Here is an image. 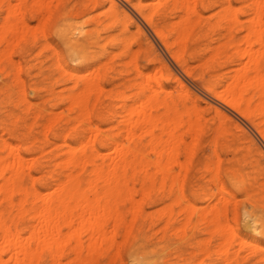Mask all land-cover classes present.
<instances>
[{
    "label": "bare ground",
    "instance_id": "6f19581e",
    "mask_svg": "<svg viewBox=\"0 0 264 264\" xmlns=\"http://www.w3.org/2000/svg\"><path fill=\"white\" fill-rule=\"evenodd\" d=\"M262 1L251 0V3L248 4L252 15L246 25L240 20L241 14L246 13L243 10L245 7L237 8L232 0H65L57 7L54 13L49 11L50 13L48 12L49 14L45 18L42 17L44 21L37 29L30 26L25 20L24 13L16 5L13 4V7V5L9 4L8 8H5V12H7V9L8 12L4 19L2 18V22L4 20L2 25L0 23V40L6 43L4 48L2 47L3 49L0 48V72L4 75V78L10 76V67L7 60H12L10 58L11 53L13 49L20 46L23 34L27 35L30 31H38V29L46 25L52 27L51 30L59 32L58 35L63 41L64 50L70 58H88V49L91 46H96L99 42L95 40L96 33L99 31H111L108 36L104 37V40L110 39L112 48L123 46V51H119L120 53H116L118 50L116 52L115 50H112V52L108 51L106 62L101 64L100 61L97 67H94L95 71L93 73L79 75L80 70L79 72L72 70L71 79L75 81V85L72 82L73 88L75 87L79 91H71L70 96L67 94L66 100L69 104L67 108L74 112L78 110L81 120L83 118L85 121L84 118L90 114L88 102L91 98V93L103 89L102 82L107 78L105 71L112 70V67L118 62L123 67H127L128 63L131 64L128 60L125 61V57L129 54L126 52L127 47H131V44L127 46L119 34L113 32L130 31L131 26L135 27L133 40L141 39L144 42L146 47L144 51L152 62L155 58L160 59V64L159 62L158 64L161 65V69H159V72L162 74L164 70L167 71L170 75L167 76L174 79L182 89V96L184 93L187 97H191L193 92L175 75L174 70L171 68L172 65L170 67V63L167 64L168 61L165 62V59L162 58V52L157 48L155 40L151 38L149 29L154 34L153 37L155 36L161 43L164 52L182 69L185 75L193 79L198 78L201 81V88L206 93L205 97L207 100L205 103L207 110L212 112L213 115L210 122L204 123L203 126L200 122L203 116L194 111V107H196L194 105L193 109L189 106L187 110L192 109L196 116L193 112L191 114L196 119L192 117L193 121H185L181 116L179 120L177 112L179 113L182 110H178L175 96L163 85L161 78H158L159 72H156L157 75L154 78L150 71L146 73L138 71L137 54L140 53L139 48L140 46L142 47L140 45L137 49L139 52H136V50L132 51L133 55L136 54L135 58L130 56L134 59V63H132L135 64L134 70L130 71V75H123L122 73L121 75L119 73L123 79L118 87L115 86L117 87L115 93L119 98H122L121 107L119 108L123 112L120 115L125 120H122L124 122L123 128L117 131L116 136L111 137L122 136V141L124 139L123 143H118L117 141L113 143L111 141L112 146L114 145V153L101 155L96 147L95 135L91 139V137L88 138L89 134L87 136L85 133L82 135L77 134L78 138L75 145L67 143L66 139L62 140L64 145L67 146L62 159H59L58 162L56 160L54 165L56 162L57 164L53 165L54 168L51 167L50 171L45 170L47 171L46 173L43 172L44 168L42 166L43 187L47 191L51 190L44 193L36 188L33 182L31 186L23 183V178L27 174L32 175L30 174L31 168L36 167L43 159V146L40 150L42 154L40 158H37L39 157L38 151L37 157L35 159L31 158L32 161L30 158L27 160L31 153L25 156V152L28 153L34 149L35 140H39L38 137L25 135L23 140L20 138L22 144H16L13 139L4 138V133L1 134L0 264H42L44 260H47L48 264H93L100 257L109 259V262H114L121 257L123 251L128 252V258L132 264H159L158 258L153 256L154 254L148 253L144 249V244L140 245L142 242L140 244L136 242L139 239V235L142 234L148 218L145 217L143 203L151 201L153 194L160 190L166 191L169 197L176 196L175 194L179 190L181 198L176 204L183 206L184 204L182 205V203L185 202V206H187L186 203H189L190 207L189 205L187 206L188 208L183 207L186 209L190 208L188 211L189 219L192 220L198 217L205 224L204 231L210 233L209 236L216 234L219 237L218 249L215 248L217 245L213 247L214 243H211L212 240L206 239L209 241L207 245L206 240H203L205 237L202 238L200 245H204L200 249V253L198 252L194 255L192 261H189V264H196L198 261L196 259L201 254L202 257L215 260V264H264V243H259L256 238L254 241L247 242L239 231H235V228V230H230L229 227L231 225L229 223L231 213L235 210L243 209V220H246L247 230L249 228L251 231H255L253 233H259L260 236H264V2ZM25 2L27 1L23 2L21 0L20 3L22 4L20 6ZM34 2L35 0H32L31 4ZM36 2L41 4L44 2L43 6L47 3V7H43L46 8V11L47 8L49 10L51 7V5L49 6V0H36ZM11 6L12 8L9 10ZM213 6L216 7L215 10L205 16L204 11ZM37 7L40 6H35V8ZM105 7H107L106 10L98 12V10ZM43 8L38 9V13H41V16ZM32 10L34 11L33 8ZM94 12L98 13L95 14ZM85 16L88 17L82 23L77 21V19L82 17L85 19ZM240 28L246 29L244 36L243 33L240 36L242 32L239 31ZM42 30L46 29L43 27ZM125 38L128 37L125 36ZM200 38L208 40L203 49L207 51V54L202 53L201 51L203 50L197 48V45H191ZM130 40L132 39L129 38L128 41ZM132 41L128 43H132ZM140 42H138V45L141 44ZM100 44L102 47L97 46L100 47L99 53L101 54L104 48L102 43ZM43 46L45 47V43ZM51 48L54 51V47ZM124 49L126 50L124 51ZM9 52L10 56L8 59ZM38 53L36 54L38 55ZM244 59H247L245 60L247 61L246 63H244L245 61L242 62ZM193 60H197L199 63L194 66L191 64ZM15 63L11 61V64H20ZM61 64L59 63L58 67H56L61 69ZM221 65H223L222 68L229 66L231 68L227 71L225 70L220 76H216L215 72L219 74L217 67L219 66L220 68ZM207 69L213 71L207 72ZM19 70L21 69L19 68ZM67 71L64 72L67 73ZM132 71H136L137 74L136 72L132 73ZM207 73H209V79L206 78ZM17 79H19L18 75ZM67 79H69V76ZM152 79L155 80L153 81ZM19 81L21 83V80ZM18 83L16 82L17 85ZM35 87L33 88L36 89L37 87ZM17 88L19 87L17 86ZM69 88L71 89L72 87ZM36 90L39 89L37 88ZM36 92L38 93V91ZM0 93L2 94V91ZM1 94L0 97H2ZM6 94L8 95L7 91ZM22 94L24 92H20L18 96H22ZM98 94L101 95L100 92ZM67 95L64 94V97ZM99 95L94 93V97ZM177 96L179 95L177 94ZM61 97L57 96L56 99ZM196 98H198L197 95ZM7 99L8 97L3 102L6 103ZM17 99L18 101L15 102L17 104L25 102L23 97H18ZM1 100L4 99L1 98ZM1 100L0 102L3 104ZM26 100H28L27 97ZM12 101L15 100L12 98ZM186 101L189 100L187 99ZM55 102L58 101L53 103ZM27 104L30 106L25 103L22 105L29 109L34 106L30 102ZM95 104L94 107H96ZM6 105L4 109L7 108ZM182 106L183 103L180 108ZM3 107L2 110L5 112L6 110ZM51 107L53 106L51 105ZM161 108L164 109L162 111L164 113L160 112ZM200 111L202 110L200 109ZM52 114L49 117L52 118ZM63 115H60L62 119ZM174 115H176L178 123H175L177 119ZM9 116L8 113L7 117L9 118ZM19 116L14 117V120H17L16 118ZM68 117L71 119L72 116ZM186 118L191 119V116H186ZM58 119L54 117L47 122L45 121L46 125L45 123L38 125H44L42 127L45 128L44 131L46 132L53 131L59 126L60 129L62 128L60 133L66 130L70 131V133L71 131L78 132L77 124L71 125L69 118L65 120V126L61 125V119L60 121ZM79 119L78 121L75 119L78 124ZM11 122H14L13 119ZM111 122H113V119ZM173 122L178 127V131ZM33 123L36 124L35 122ZM3 125L4 130L11 131L12 125L10 124V129L7 120L3 121ZM35 127L37 126L35 125ZM179 127L182 128L181 132L183 133L181 134H179ZM89 128H92V126H89ZM24 129L26 130V128ZM84 129L86 128L84 127ZM91 131L93 130L90 129V136ZM67 134L65 135L67 136ZM65 135L62 136L65 138ZM106 135L108 136V134ZM73 136L76 137L75 135ZM19 137H21V134ZM101 137L103 138L104 136L102 135ZM145 137L149 138L146 143H143V138ZM187 137L191 140L187 141ZM69 139L71 138L69 137ZM125 139L127 141L126 144L124 143ZM61 142L60 144H63ZM103 145L104 147L106 146V144ZM183 153L187 159L184 158V161H181L180 156ZM151 154H154L155 158ZM25 157L27 158L25 159ZM175 165H178L179 171L177 170V173L175 172L177 169ZM173 167H175V170ZM25 168L29 170V173L25 171ZM32 171L35 170L32 169ZM37 172L39 174L41 171ZM202 177L204 179L207 178V184L204 187L201 186L202 188L200 187L201 191L204 189L203 192L197 187L198 184H191L192 179L197 182ZM136 178L142 182L140 184L141 189L137 188V191L140 189L139 197L143 195V198L141 197L142 199L140 198L141 200L138 201L134 197L136 189L131 192ZM213 188H216L217 192H212ZM187 191L194 197L200 198L204 206L196 207L193 203H190V199L186 196ZM130 192V197L124 199ZM218 193H222L219 199L216 197ZM239 196L243 198L240 199ZM126 201L130 202V206H128L130 210L126 207L125 211L134 213L129 222L128 218L124 217L125 212L122 209L125 207ZM174 206L175 203L173 201L167 206L165 217L167 216L169 219L168 223L162 226L164 231H161L160 234H165L167 226L169 227L174 220ZM158 218L160 219V217ZM111 224L113 228L110 229L112 230L110 232L108 227L111 228ZM150 224H155V221H151ZM148 228L150 229V226ZM185 229L184 227L181 236L184 238H186L184 236L186 235ZM201 232L204 233L203 231ZM169 234L172 236L171 232ZM119 235L122 236L121 242L117 240ZM159 236L160 238L162 237L161 235ZM148 237L147 239H149ZM160 238H158V241ZM202 241L205 242L203 243ZM205 245H207V248L203 251L204 247H206ZM162 247L161 249H163ZM152 249L154 251V248ZM201 250L203 253H201ZM168 251L170 253L171 250L168 249ZM187 252L190 253L191 251ZM174 255L176 256L178 253ZM202 257L199 259L201 260ZM96 263L98 264L97 260Z\"/></svg>",
    "mask_w": 264,
    "mask_h": 264
},
{
    "label": "rangeland",
    "instance_id": "374dc122",
    "mask_svg": "<svg viewBox=\"0 0 264 264\" xmlns=\"http://www.w3.org/2000/svg\"><path fill=\"white\" fill-rule=\"evenodd\" d=\"M22 1L24 2L25 0H22ZM26 1L27 2H25L22 6H20L22 4V3H20L21 0H18V1L17 0H11V1L2 0L1 1V6H0V10H1L0 11V23H1V25L4 22V20L2 22V18L4 19V16H6L7 15V12H8V9H7V12H5V8H8L9 4H11V5L14 4V5H16L17 8L19 7L18 9H21V12L24 13L25 20L30 24V26L32 28L35 27L34 29H37L39 27V25H41V23L44 21V18L50 13L49 11H51V13H54L55 10L57 9V7L59 5H61V3L63 1H65V0H52V1L49 0V6L51 5V7L49 8V10L47 8V11H46V8H43V7H47V3H46L47 1L45 2L46 3L45 6H43L44 2H42L43 4H41L40 2L37 3L36 0H35L36 4L34 5V3H35L34 2V3H32L33 4L32 5L31 4V1L32 0H26ZM9 2H11V3H9ZM232 2L235 4V6L237 8H244L245 7L243 10H245L246 13L245 14H241L240 20L245 25L248 24L247 23L248 22V19H250L251 18L250 16L252 15L251 14V9L248 8L249 7L248 4L251 3V0H250V2H249V0H232ZM262 2H264V0ZM244 3L247 4V5H245ZM6 5H7V7H6ZM14 5H13V7H14ZM25 5H26V7H25ZM31 5H32V7H31ZM38 5L40 7L35 8V6H38ZM41 7L43 8L42 9V12H43L42 13V16H41V13H38V9H41ZM11 8H12V6L9 7V10ZM32 8L34 9V11L32 10ZM106 8L107 7L102 8V9L98 10V12L100 13L101 11L106 10ZM215 8L216 7L213 6V7L209 8L208 10H205L204 11L205 16H208L207 14H211V12H213V10H215ZM2 10H4V11H2ZM98 12H96V13H98ZM94 13H93V15H94ZM42 17H44V18H42ZM87 17L88 16H85V19H84V17H82L83 19L80 18V19H77V21L79 23H82L83 21L86 20ZM36 24H37V27H36ZM46 26H43L46 30H42L43 27H41L40 29H38V31H30L29 34H27V35H25V34L22 33L24 35L23 36L24 39L23 38L21 39L20 46L18 48L13 49V51L11 50L12 51L11 56H10V52L8 54V59H9V56L12 59V60H10V59L7 60L8 64H9V67H10L9 68L10 69V76L9 77L6 76V78H4V75H2L1 72H0V74H1V76H0V89H2V90H0V92L2 91V94L0 93L2 95V97H0V100H1V98H3L4 100H1V101L5 105H6L7 101H8V103L6 105V107H7L6 109H4L5 108V105L1 104V102H0V113L2 112V114H0V125H1L0 126L1 127V129H0V139L2 138L1 137V134L4 133L3 134V137L4 138L7 137V139H13V141L16 142V144H20L22 142V141H20V138H21V140H23V138H25V135L26 136L28 135L30 137H33V135H34V136H36V138L38 137L39 140H37V139H36L37 141L35 140V142H36L35 145H38L39 147L34 145L35 151L33 149L31 152H28V153L25 152V156H27V155H29L31 153L28 156V158L25 157V159L26 158H27V160H29V158L30 159L31 158L32 159H35L37 157V151H38V156H39L37 158H40V156L42 155L41 152H40V150H41V147L43 146L42 147L43 148L42 151H44V154L42 155V157H43L42 160L43 161L41 160L40 163L36 167L31 168L30 174H32V175H28L27 174L23 178V183L25 185L31 186L32 185L31 183L33 182V185L36 188H38L40 191H43L44 193L47 190L45 189V187H43L44 186V180H42V176H43L42 171H43V168H44V171L43 172L46 173L47 171H45V170L50 171L51 170V167L54 168V166L57 164L58 160L59 159L60 160L62 159V155H63L64 151L67 150V146L64 145V143H63L62 140L66 139L67 140V143H70V144H74L75 145L76 144L75 142L77 141V138H78V135L77 134H81L82 135V134L85 133L86 136L89 134L88 138L91 137V139H92V136L94 137V135H95L96 138L94 140L97 141L96 147L100 151L101 155H103V156L106 155L107 153L110 154V153H112L114 151V148H113L114 145L112 146L111 141H113V143H114V141H117L118 143H123L124 139L122 141V136H117V138L116 137L115 138H111L113 136H116L117 135V131L120 130L121 128H123L124 122L122 120H125L124 117L122 116L123 117V119H122V117L120 115V113L123 112V110H121L119 108V107H121L120 104L122 103V101H121L122 98L121 97L119 98L117 96V94L115 93V90L118 87V85L121 84V81L123 79L121 75L122 74L123 75H128V74L130 75V73H131L130 71L132 69L134 70V68H135L134 67L135 64H132V63H134L133 62L134 59H132V57H130V56H133L134 57V56H136V54L133 55L132 51L133 50L134 51L136 50V52H139V50H140V53L137 54V56H138L137 57V64L139 65V66L137 65L138 66V71L145 72V73L150 71L152 73L151 75H153V77H154V76L157 75L156 72H159V69H161V65H159L160 64V59H156V58L154 59V57H153L154 61L152 62L149 59V57H147L146 52L144 51V49H146L144 42L141 39H138L137 37H136V39H138L139 41L138 40H133L134 39V36H135L134 35V33H135V27L131 26L130 29H129L130 31H113L115 34H119L120 38L123 39L126 42L125 44H127V46L129 44H131V47L128 46L127 47L128 48L127 50L124 49V51L126 50V52L129 53L128 54L129 58H128V56L125 57V61L128 60L131 64L128 63V66L127 67H123V66L120 65V62H118V63H116V65H114V67H112V70L109 69V70L105 71L106 73L104 72L105 74H107V78H106V80H104L102 82L103 89L102 90H96L97 92L94 91L93 93H91V96H90L91 98H90V100L88 102L89 103L88 104V111L90 112V114L88 115V117L84 118L85 121L83 120V118L81 120V117H80L81 115L79 116L78 115L79 112H77L78 110H76V112H74V111H70L69 108H67L69 106L68 101L66 100V98L68 97V95L70 96L71 91L72 92H76V91L78 92L79 91V89H77L75 87L73 88V86L75 85L74 84L75 81H73V79H71L72 77H71L70 74L74 70H77L78 72L80 70L79 75H81V74L82 75L83 74L88 75V73H90V72L93 73L95 71V68L94 67L95 66L97 67V65H98V63L100 61H101L100 62L101 64H103V63L106 62V60L108 59V51L109 52H112V50H115V52H116L118 50V52H116V53H120L121 51H123V46L120 45L121 47L120 46H118V47L116 46V48H114V47L112 48L111 47L112 41L110 39H107V41L104 40V37L105 36H108L111 31H99V32L97 31L98 33H96L97 35L95 37V40H98L99 41L97 45H99L100 43H102L103 48H104V50H102L103 53H101V54L99 53V51L101 50L100 47H102V46H100L101 45L100 44L99 45L100 47L96 45V46H91L88 49V53H87L88 58H86V59L85 58H70L67 55V53L65 52V50H64L63 41L60 38V35H58L59 32L58 31L51 30L52 27H50L49 25H46ZM240 29H239V31H242L240 33V36H241L242 33H243V36H244L245 33H246V31H245L246 29H244V28L243 29L240 28ZM77 32H79V31H77ZM31 33H33V34H31ZM149 33H150L151 38L153 40H155V44H157V48L159 49V51H161L162 53L165 54L164 55V54L161 53L162 58L165 59V62L168 61L167 64L170 63L169 64L170 67L172 65L171 68H172V70H174L173 72L175 73V75H177L191 89V91L193 92V94L191 95V97H187L184 93H183V96H182L181 95L182 92H183L182 89L178 86V84L176 83V81L174 79H172L171 77H168L170 75L167 73V71L164 70L162 72V74H161V72L158 73L157 76H158V78H161V81H162L163 85L169 91H171V93H173V96H175V99H176V102H177V106L176 107L178 108V110H182L183 111V114L186 113V114L183 115L182 114V111H180L181 113L180 112L179 113L177 112V116L179 117L178 119L180 120L181 116H182L183 119H185V121L192 120L193 118L196 119V117H193L192 114H191L193 112L192 109H193V107L195 105L196 107H194V111L200 113L203 116L202 120L200 121L202 123V125L204 126V123H206V124L209 123L210 120H211V118H212L211 116L213 115V113L210 112L209 110H207V106H206V103H205V101L207 100L206 97H205L206 96V93H204V91L201 88V81L198 78H194L193 79L192 77H189V76L185 75V73L182 71V69L180 67H178V65L170 57H168L169 55L166 54V52H164V48H162L161 43L158 41V39H156L155 36L153 37L154 34L152 33V31L150 29H149ZM98 34H99V36H98ZM121 35H122V37H121ZM125 36L128 37V38H125ZM45 38H47V39H45ZM129 38L132 39L133 41L132 40L128 41ZM48 41H49V43H47ZM131 41H132V43H128V42H131ZM138 42H140L141 44L138 45ZM44 43H45V47L43 46ZM207 43H208V40H205L203 38H200L197 42L192 43L191 45L192 46L197 45L196 46L197 48L203 50L205 48V46H206ZM199 44H200V46H199ZM0 45H1L0 48H2V47L4 48V45H6V43L4 41H1L0 40ZM140 45H142V47ZM139 46H140V48H139ZM48 47H50V48L51 47H54V51H53V48L50 49ZM124 47H125V45H124ZM138 48H139V50L137 51ZM41 50H43V51H41ZM38 52H40L41 54L38 53ZM201 52L202 53L204 52V54H207V51H205V50H203ZM36 53H38V55ZM27 54H29V55H27ZM102 54H103V56H102ZM25 60H26V62H25ZM86 60H89V61H86ZM245 60H247V59H244L242 62H244ZM11 61H12V63H15L16 62L15 64H19V63L20 64L19 65H14V64H11ZM158 62H159V64H158ZM246 62L247 61H245L244 63H246ZM59 63L60 64L62 63L61 64L62 65L61 66V69L60 68H57L58 65H59ZM196 63L198 64L199 62L197 60L191 61V64H193L194 66H195ZM13 65H14V67H13ZM35 65H38V66H35ZM15 67H19L21 70H19V68H15ZM222 67H223V65H221L220 68H219V66L217 67L218 70H219V74H217L218 72H215L216 76H220V74H222L223 72H225V70L227 71V70H229L231 68V66L225 67V68H222ZM66 70H68L67 73H65ZM14 71H16L17 73L14 72ZM18 71H19V73H18ZM208 71H213V70L207 69V72ZM127 72H129V73H127ZM134 72H136V71H134ZM134 72L132 71V73H134ZM119 73L120 74L122 73V74L119 75ZM136 74H137V72H136ZM17 75L19 76V79H17ZM64 75L66 76V78H68V76H69V79L66 80V78H65ZM109 75H111V76H109ZM11 77H12V79H11ZM206 78L209 79V73L206 74ZM213 78H212V80H213ZM19 80H21V83H20ZM22 80H23V82H22ZM152 80L154 81L155 79H152ZM15 81L17 83L19 81L18 85L16 84ZM24 81H25V83H24ZM34 82H35V85H34ZM64 82L66 83V85H65ZM72 82H73L74 85L72 84ZM60 83H62V84H60ZM116 83H118V84H116ZM5 84H6V88H5ZM19 84H20L21 88H20ZM13 86H15V87H13ZM17 86L19 88H17ZM35 86L39 90H36L37 88ZM115 86H117V87H115ZM7 87H8V89H7ZM22 87H23V89H22ZM33 87H35L36 89H34ZM69 87H72V88L70 89ZM42 88H44V89H42ZM179 89H181V90H179ZM33 90H35V92L38 91L39 95H42L43 97L42 96H39L38 93L36 92V94L38 95V97H37V95L35 94V92H33ZM42 90H43V92H42ZM6 91H7V93H8L9 96L6 94ZM16 91H17V95H16ZM63 91L65 92L64 93L65 95H67V94L68 95L64 97ZM20 92H22V93L24 92V94H22V96H20V95L18 96V94ZM98 92H100L101 95H99ZM94 93L95 94L97 93V95H99V96H97V97L95 96L94 97ZM58 94H61V95H58ZM177 94L179 96H177ZM6 95H7L8 99H7L6 103H5L3 101L6 100V98H7ZM109 95H110V97H109ZM180 95H181L182 99H181ZM196 95L198 96V98H196ZM57 96H59V97L62 96L61 98H63V99H61V98L56 99ZM185 96H186V98H185ZM193 96L195 97L196 100L194 99ZM18 97L19 98L23 97V100L25 102H20L19 103L20 105L17 104V103H15V102L18 101V99H17ZM26 97H27L28 100H26ZM93 97H94V99H93ZM177 97L180 98L181 103H180L179 98H177ZM12 98L15 101H12ZM45 99H47V100H45ZM60 99H61V101H59ZM97 99H98V101H97ZM187 99L189 101H186ZM19 101H20V99H19ZM54 101H58V102H55L56 105H55V103H53ZM96 101H97V103L95 104ZM183 101L185 102V104H184ZM26 102L27 103L30 102L31 105L33 104L34 106L33 107L31 106L30 109H29L25 105H22L23 103H25L27 106H30ZM49 102L51 103V105L53 107H51V105H50ZM66 102H67V104H66ZM91 102H93V103H91ZM182 103H183V106L180 108V106L182 105ZM14 104H15V106H14ZM94 104H95L96 107H94ZM101 104H102V106H101ZM118 105H120V106H118ZM16 106H18V107H16ZM99 106H100V108H99ZM116 106H117V108H116ZM189 106L192 107L191 110L189 109L190 111L187 110V108H189ZM2 107H3L4 110H6L5 111L6 112V115H5V112L2 110ZM25 108H26L27 111H29L28 113L25 110ZM37 108L40 109V110H38ZM200 109L202 111H200ZM33 110H34V114H33ZM162 111H164V109L161 108L160 109V112H162ZM7 112L10 115L9 118L7 117V114H8ZM52 112H53V114H52ZM95 112H96V114H95ZM54 113H55V116H54ZM56 113H57V115H56ZM108 113L109 114L112 113L114 115L111 114V116H109ZM162 113H164V112H162ZM50 114H52V118L49 117ZM193 114H195V116H196V113L193 112ZM30 115H32L33 117L30 116ZM60 115L61 116L63 115V119H62V117H60ZM73 115H75V116H73ZM185 115L187 117L191 116V119L190 118H186ZM16 116H19L18 118H16L18 121L17 120H14L15 119L14 117H16ZM58 116L60 117L61 121H60V119H58L59 118ZM68 116L74 117L77 121H78V118H80L79 119V124H81L82 126L79 125L78 122H75V119L74 118L71 117V119H70V117H68ZM174 116L176 117V115H174ZM36 117H38V118H36ZM54 117L57 118L58 121H60V124L63 125V126H65V123H64V122H66L65 120H67V118H69V121L71 122V125L74 124V123L77 124L76 127L78 129L77 130L78 132L71 131V133H70V131H67L66 130L63 133H60L61 132V129H62V128L60 129V126L57 127L53 131L46 132V131H44L45 128L42 127L44 125H40V126L38 125V124H44V123L46 125L47 124L46 122L48 120L53 119ZM82 117H84V116H82ZM105 117L109 121H107L105 119ZM109 117H111V118H109ZM21 118L24 119L23 122H22V119ZM41 118H43V119H41ZM204 118H205V120H204ZM12 119L15 122V124H13L14 122L13 123L11 122ZM112 119H113V122H111ZM176 119H177V117H176ZM178 119H177V122L175 121V123H178ZM195 119H194V121H195ZM4 120H7V123L9 124V128L10 129H11V125H12L11 131L10 130L9 131L4 130V127H3L4 126L3 125V121ZM33 122H35L36 124H34ZM32 123H33V125H32ZM35 125L37 127H35ZM115 125H117V126L114 127ZM173 125L176 126V124H174V122H173ZM89 126H92V128H89ZM98 126H100V127H98ZM2 127H3V129H2ZM84 127L86 129H84ZM108 127H109V129H108ZM112 127H114V128L112 129ZM24 128H26V130ZM79 128H82V129H80L82 131H80ZM90 129L93 130V131H91V136H90ZM181 130H182V128L179 127V131H180L179 134L183 133V132H181ZM99 131H100V133H99ZM177 131H178V127H177ZM43 132H44V134H43ZM45 132L48 133V134H46ZM53 132H55L54 135H53ZM97 132H98V135H97ZM67 133H69V134H67ZM20 134H21V137H19ZM65 134H67V136ZM106 134H108V136ZM138 134H140V133L138 132ZM62 135H65V138ZM73 135H75L76 137H74ZM102 135L104 136L103 138L101 137ZM42 136H44V138H42ZM10 137H12V138H10ZM13 137H15L16 140ZM45 137H46V139H45ZM69 137L71 139H69ZM40 138H42L43 140L40 139ZM57 138H59V139H57ZM148 138L149 137L143 138V143H146V141L148 140ZM189 139L190 138L187 137V141ZM99 140L102 141V142H100ZM106 140H108V142L110 141L109 142L110 145H109L108 142H106ZM60 142L63 143V144H60ZM126 142L127 141L125 139V142L124 143L126 144ZM56 143H58V144H56ZM102 143L103 144H106V146L104 147V145ZM97 144H99L100 146L97 145ZM98 146H99V148H98ZM111 147H112V151H111ZM108 149H109L110 152L108 151ZM32 152L34 153V155H32L33 154ZM0 153H1V150H0ZM58 153H59V155H58ZM151 155H153L152 157L155 158L154 154H151ZM184 158L187 159L186 155L183 153L180 156L181 161H184ZM32 159H31V161H32ZM56 160H57V162L54 165V162ZM31 161H28V162H31ZM42 166H43V168H42ZM175 166L177 167L178 165H175ZM173 168L175 170V167H173ZM32 169L35 170L36 172L35 171H32ZM60 169H59V171H60ZM27 170L28 169L25 168V171L27 173H29V170L28 171ZM39 170L41 171V172H39L40 175L37 172ZM177 170H178V167H177V169L175 171L176 173L179 171V170L178 171ZM33 177H35V178H33ZM34 179H36V180H34ZM206 179L207 178L204 179V177H202L197 182L196 181H193L195 179H192L191 180L192 181L191 184L192 185L198 184L197 187L201 191V188L204 187L207 184L206 183ZM140 184H142L141 180H139L138 178H136L135 179V182H133L134 188L131 185V187H132L131 192H133L136 189L134 191V197L136 198L137 201L138 200H141L143 198V195L141 196L142 198L139 197L140 196V193H141V191H140V189H141L140 186L141 185ZM135 186H136V188H135ZM137 188H140V189H138V191H137ZM202 190L204 191V189H202ZM48 191H51V190H48ZM136 191H137V193H136ZM203 191H201V192H203ZM131 192L129 193V195L125 196L126 198L124 197V199H128L130 197V195H131ZM162 192H163V194H162ZM212 192H217L216 188L215 189L213 188L212 189ZM179 193L180 192L178 190V192H176V194H175L176 196L173 195L172 197H169V196H167L168 193L166 191H163V190L156 191V193L153 194V197H152V200L151 201L143 203L144 204L143 205V210H144V213L146 215L145 217L146 218L148 217V218H147V221H146L145 228H144L142 234L139 235V239H138V241L136 243L140 244L142 242L140 245H143L144 244V246H145L144 249L148 253L154 254L153 256H156L158 258V260H159L158 263L159 264H189L190 263L189 261H192V258L194 257V255H196L200 251V249L202 248V246L204 245V244L203 245H200L201 244V240L204 237H205V239H203V240H206V239H208L209 241L212 240L211 243H214L213 244V247L219 243V237H218V235H216V234L213 235V236L210 235L211 236L210 237L209 236L210 233H207V232L204 231L205 224L203 223L202 220H200L198 217H196V218H194L192 220L189 219V213H188V211H189L190 208L189 209L183 208L185 206V202L182 201L183 202L182 205L184 204L183 206H181V205L179 206V204L178 205L176 204V202L181 198V194H179ZM221 194L222 193H218L217 194V196H216L217 199H219L221 197ZM186 196H187V198L190 199V203H193L196 207H199V206L200 207H203L204 206V203H201V199L198 198V197H194L189 191H187ZM165 197H167V198H165ZM201 197L202 198H205L203 196H201ZM239 198L242 199L243 197L239 196ZM170 200H172L175 203V206H174V214H173L174 220L172 218L173 221H172V223H171V225L169 227L167 226L166 233L165 234L164 233L160 234L161 231L162 232L164 231V229L162 228V226L163 225H166L168 223V219L169 218L167 216L165 217V214H166L165 211H166L167 206H169L172 203V201H170ZM129 203H130L129 201H126L125 202V207L122 208L124 210V212H125L124 213V217H127L128 218V222L130 221L129 219L132 218L133 217V214H134L132 211H125L127 209L126 207L130 206ZM186 204H187V206L189 205V203H186ZM187 206H185V207H187ZM189 207H190V205H189ZM128 208L130 210V207H128ZM241 211H242V213H241ZM167 213H168V211H167ZM187 216H188V218H187ZM158 217H160V219ZM156 218H158V219H156ZM243 219H244V217H243V209H239L238 211L235 210L233 213H231V215L229 216V223L231 224L229 226L230 227V230L231 229L233 230L235 228L236 230L235 229L234 230L235 231H239V233L241 234V236H243L247 242L248 241L249 242L250 241H254V239L256 238V240L258 239L257 241H259V243L260 242L261 243H264V236L263 237L260 236L259 233H253L255 231H253V230L251 231V229H249V228L247 230V228H246L247 227L246 220H243ZM153 220L155 221V224H150V222L153 221ZM149 226H150V229L148 228ZM110 227L111 228L108 227L109 230L113 228L112 224L110 225ZM184 227L186 228L185 231H184L185 234H186L184 236L186 238L181 237L182 236V230H183ZM111 231L112 230H110V232ZM201 231H203L204 233H202ZM169 232H171L172 236H170ZM159 235H161L162 237L160 238ZM147 236H149L148 237L149 239H147ZM158 238H160L159 241H158ZM117 240L119 242H121L122 241V236L119 235V237L117 238ZM197 240H198V242H197ZM209 241L206 240L207 245H208V242ZM162 245H163V247H162ZM198 245H200V246H198ZM207 245H205L206 247H204L203 251L205 250V248H207ZM161 247L163 249H161ZM152 248H154V251H152L153 250ZM215 248L218 249V245L215 246ZM168 249L171 250L170 251L171 254L169 253ZM190 249H192V250H190ZM193 250H195V252H193ZM187 251H191V252L188 253ZM177 253H178V255L175 256L174 254H177ZM191 253H194V254H191ZM201 253H203L202 250H201ZM201 255L198 256V258L196 259V261L198 260L197 261L198 264H215V260H210L207 257H202ZM173 256H175V257H173ZM165 257L166 258H169V259H166ZM200 257H202L201 260L199 259ZM181 258H182V260H181ZM96 260L98 261V264H110V263L111 264H132L131 261L128 258V252L127 251H123L122 252L121 257L117 259L118 261L116 260L117 262L116 261H114V262L110 261L109 262V259L107 260V259H105L103 257L97 258ZM96 260H95V262L93 264L96 263ZM42 264H48L47 260H44Z\"/></svg>",
    "mask_w": 264,
    "mask_h": 264
}]
</instances>
